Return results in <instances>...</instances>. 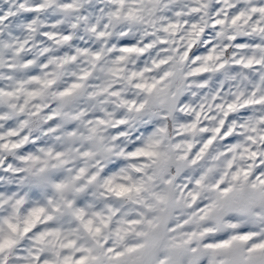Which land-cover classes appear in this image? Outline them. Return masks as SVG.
<instances>
[{
  "label": "snow or ice",
  "instance_id": "obj_1",
  "mask_svg": "<svg viewBox=\"0 0 264 264\" xmlns=\"http://www.w3.org/2000/svg\"><path fill=\"white\" fill-rule=\"evenodd\" d=\"M0 264H264V0H0Z\"/></svg>",
  "mask_w": 264,
  "mask_h": 264
}]
</instances>
